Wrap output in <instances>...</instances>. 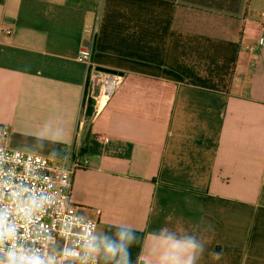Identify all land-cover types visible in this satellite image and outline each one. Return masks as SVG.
Returning a JSON list of instances; mask_svg holds the SVG:
<instances>
[{"label":"crops","instance_id":"crops-1","mask_svg":"<svg viewBox=\"0 0 264 264\" xmlns=\"http://www.w3.org/2000/svg\"><path fill=\"white\" fill-rule=\"evenodd\" d=\"M262 15L264 0H0V145L77 164L98 264H117L104 238L120 231L132 264L187 237L194 264H264ZM95 24L91 62L122 83L87 116L75 57Z\"/></svg>","mask_w":264,"mask_h":264},{"label":"built area","instance_id":"built-area-1","mask_svg":"<svg viewBox=\"0 0 264 264\" xmlns=\"http://www.w3.org/2000/svg\"><path fill=\"white\" fill-rule=\"evenodd\" d=\"M96 32V24L84 28V43L75 57L77 63L86 67L95 113L104 107L122 83L121 76L102 73L94 68L91 54ZM261 40H264V22L257 40L258 46L264 47ZM6 134L5 130L0 129V139ZM0 150H2L0 155L4 158L2 165L4 171L13 169L18 174L14 183L33 188L37 195H42L51 201L49 205H46V211L40 223L30 226L28 238H21L17 243L45 258L56 257L57 264H98L96 254L87 251L88 244L92 242L97 221L79 217L70 198L72 175L77 164L68 166L64 161L53 163L39 155L13 150L2 145ZM41 224L46 228H41ZM22 233L24 229H18V234ZM38 234L41 235L40 240L36 239ZM65 248L79 251L80 257H63L62 252Z\"/></svg>","mask_w":264,"mask_h":264},{"label":"clouds","instance_id":"clouds-1","mask_svg":"<svg viewBox=\"0 0 264 264\" xmlns=\"http://www.w3.org/2000/svg\"><path fill=\"white\" fill-rule=\"evenodd\" d=\"M260 42L264 43V40ZM3 162V155H0V264H57L56 257L45 258L17 243L21 238H28L30 226L40 223L46 211V205H49L51 201L42 195H37L33 188L14 183L18 174L13 169L5 172L2 167ZM40 227L46 228L43 224ZM20 228L24 229V233L18 234ZM118 236L119 242L112 241L108 237L104 238V251L114 258L119 257L117 264H132L129 246L135 243L138 237L134 232L129 231H120ZM43 238L47 239V237ZM36 239L40 240L41 235L38 234ZM168 239L171 240L174 237L169 236ZM173 249L176 250L168 251L161 256L160 264H194V253L197 250H203L192 237L185 238L180 244H174ZM186 249H191L193 255L182 259L180 250ZM97 250L95 243L88 244L89 253ZM221 255L222 253H213L217 260L221 258ZM62 256L79 258L80 252L65 248Z\"/></svg>","mask_w":264,"mask_h":264},{"label":"trees","instance_id":"trees-1","mask_svg":"<svg viewBox=\"0 0 264 264\" xmlns=\"http://www.w3.org/2000/svg\"><path fill=\"white\" fill-rule=\"evenodd\" d=\"M92 108H93V101L87 99V101H86V114H87V116L91 115Z\"/></svg>","mask_w":264,"mask_h":264},{"label":"water","instance_id":"water-1","mask_svg":"<svg viewBox=\"0 0 264 264\" xmlns=\"http://www.w3.org/2000/svg\"><path fill=\"white\" fill-rule=\"evenodd\" d=\"M100 72L102 73H111V74H115V72L109 71V70H101Z\"/></svg>","mask_w":264,"mask_h":264}]
</instances>
